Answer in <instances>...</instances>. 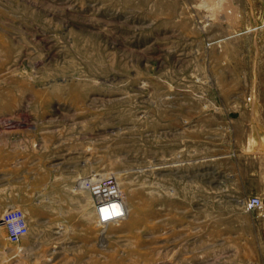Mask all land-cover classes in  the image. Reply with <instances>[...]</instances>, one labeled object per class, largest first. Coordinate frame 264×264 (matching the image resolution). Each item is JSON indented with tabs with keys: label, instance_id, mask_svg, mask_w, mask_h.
<instances>
[{
	"label": "rangeland",
	"instance_id": "rangeland-1",
	"mask_svg": "<svg viewBox=\"0 0 264 264\" xmlns=\"http://www.w3.org/2000/svg\"><path fill=\"white\" fill-rule=\"evenodd\" d=\"M259 89L264 0H0V264H264L219 157Z\"/></svg>",
	"mask_w": 264,
	"mask_h": 264
},
{
	"label": "crops",
	"instance_id": "crops-1",
	"mask_svg": "<svg viewBox=\"0 0 264 264\" xmlns=\"http://www.w3.org/2000/svg\"><path fill=\"white\" fill-rule=\"evenodd\" d=\"M256 93L254 104L231 106L236 114L232 115L229 124L226 120L222 121L220 128L223 142L219 157L223 162L220 168L222 174L247 178L245 184L241 183L239 193L244 197L257 196L264 203V89H259ZM229 138L230 142H228ZM250 178L258 179L257 182H253ZM28 191L30 192V189ZM82 200L88 223L92 214L94 215V203L91 198V202L89 201V196ZM3 206L6 205L0 204V207ZM58 211L63 210L61 208ZM35 213L37 214V211ZM258 219L260 224H264V209Z\"/></svg>",
	"mask_w": 264,
	"mask_h": 264
},
{
	"label": "built area",
	"instance_id": "built-area-1",
	"mask_svg": "<svg viewBox=\"0 0 264 264\" xmlns=\"http://www.w3.org/2000/svg\"><path fill=\"white\" fill-rule=\"evenodd\" d=\"M89 185L92 196H96L102 203L114 200L115 194L118 191L117 184L111 177ZM243 209L250 214L260 212L263 209V201L256 196L249 197L244 201ZM100 221L102 223L105 221L102 216L100 217ZM1 225L5 230L7 241L13 245L20 244L29 234V226L25 216L22 211L17 209L6 211L3 214Z\"/></svg>",
	"mask_w": 264,
	"mask_h": 264
},
{
	"label": "bare ground",
	"instance_id": "bare-ground-1",
	"mask_svg": "<svg viewBox=\"0 0 264 264\" xmlns=\"http://www.w3.org/2000/svg\"><path fill=\"white\" fill-rule=\"evenodd\" d=\"M214 4V3H213ZM156 7H157V10H160V9H162V6L161 5H156ZM216 16H217V14H216ZM216 16H215V14H213L212 13V17L213 18H215V20H217V18H216ZM220 18V17H219ZM218 20H220V19H218ZM99 201L101 202V200L99 199ZM102 203V202H101ZM107 203V204H106ZM106 203H102L104 206H109L110 205V202L108 201V202H106Z\"/></svg>",
	"mask_w": 264,
	"mask_h": 264
}]
</instances>
